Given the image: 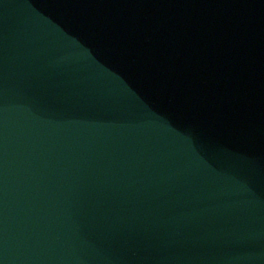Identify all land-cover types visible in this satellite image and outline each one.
Returning <instances> with one entry per match:
<instances>
[{"label":"water","instance_id":"obj_1","mask_svg":"<svg viewBox=\"0 0 264 264\" xmlns=\"http://www.w3.org/2000/svg\"><path fill=\"white\" fill-rule=\"evenodd\" d=\"M0 264H264V0H0Z\"/></svg>","mask_w":264,"mask_h":264}]
</instances>
